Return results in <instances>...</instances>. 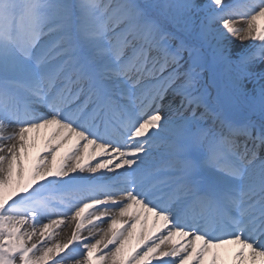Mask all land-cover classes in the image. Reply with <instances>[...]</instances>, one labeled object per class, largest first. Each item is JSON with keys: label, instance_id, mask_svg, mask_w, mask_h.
Returning <instances> with one entry per match:
<instances>
[{"label": "snow or ice", "instance_id": "1", "mask_svg": "<svg viewBox=\"0 0 264 264\" xmlns=\"http://www.w3.org/2000/svg\"><path fill=\"white\" fill-rule=\"evenodd\" d=\"M0 264H264V0H0Z\"/></svg>", "mask_w": 264, "mask_h": 264}, {"label": "rangeland", "instance_id": "2", "mask_svg": "<svg viewBox=\"0 0 264 264\" xmlns=\"http://www.w3.org/2000/svg\"><path fill=\"white\" fill-rule=\"evenodd\" d=\"M102 227H105L104 224L100 225ZM75 227V221L71 222L70 224L69 223H65L57 230V235L54 237V239L51 241V243H55V242H64L66 241L68 238L71 237V234H72V230L74 229ZM30 230V229H29ZM82 236H87L88 235V232L87 231H84L81 233ZM35 237L33 238V242L35 241ZM31 243V242H29Z\"/></svg>", "mask_w": 264, "mask_h": 264}, {"label": "bare ground", "instance_id": "3", "mask_svg": "<svg viewBox=\"0 0 264 264\" xmlns=\"http://www.w3.org/2000/svg\"><path fill=\"white\" fill-rule=\"evenodd\" d=\"M245 43H247V42H245ZM65 221H66V223H71V222H73L72 220H71V218L70 217H66L65 218ZM104 225H105V227L107 226V224L106 223H104ZM100 227H102V226H100ZM97 238H98V236H97Z\"/></svg>", "mask_w": 264, "mask_h": 264}]
</instances>
